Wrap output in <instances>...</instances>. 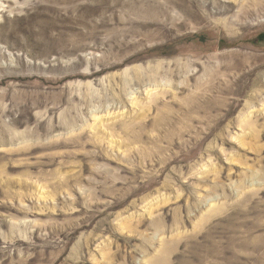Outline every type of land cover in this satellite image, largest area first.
I'll use <instances>...</instances> for the list:
<instances>
[{"label": "rangeland", "instance_id": "374dc122", "mask_svg": "<svg viewBox=\"0 0 264 264\" xmlns=\"http://www.w3.org/2000/svg\"><path fill=\"white\" fill-rule=\"evenodd\" d=\"M0 264H264V0H0Z\"/></svg>", "mask_w": 264, "mask_h": 264}, {"label": "bare ground", "instance_id": "6f19581e", "mask_svg": "<svg viewBox=\"0 0 264 264\" xmlns=\"http://www.w3.org/2000/svg\"><path fill=\"white\" fill-rule=\"evenodd\" d=\"M248 3H249V2H248ZM155 86H156V85H155ZM147 89H148V88H147ZM150 89H151V88H150ZM157 89H158V88H157ZM155 91H156V90H155ZM150 92H151V91H148L147 96H148V94H150ZM152 92H154V91H152ZM131 95H132V94H131ZM133 95H134V93H133ZM133 95L131 96V100H132L131 104H132L133 106H134V105H139L138 102H137V98H136V97H133ZM134 102H135V103H134ZM188 113H189V112H188ZM234 163H235V162H234ZM179 198H180V197H179ZM165 201H167V199H165L164 202H165ZM157 202H158V201H157ZM156 204H157V203H156ZM158 204H159V203H158ZM161 205H162V204H161ZM150 214H151V216H152V214H153V213H152V210L150 211Z\"/></svg>", "mask_w": 264, "mask_h": 264}]
</instances>
